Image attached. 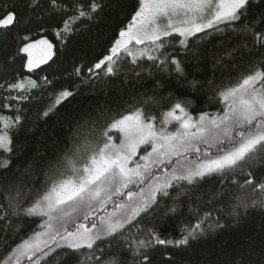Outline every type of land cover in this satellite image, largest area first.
Wrapping results in <instances>:
<instances>
[{"label":"trees","instance_id":"1","mask_svg":"<svg viewBox=\"0 0 264 264\" xmlns=\"http://www.w3.org/2000/svg\"><path fill=\"white\" fill-rule=\"evenodd\" d=\"M13 2L14 0H0V8ZM89 2L90 0H80L85 8ZM15 3L18 5V21L8 32L0 33V115L13 118L19 116L21 119L19 125L10 132L14 148L12 156L7 157L0 151V157L11 158L12 168L36 154L41 159L35 163L33 173L25 178L28 187L33 188L32 196L21 199L18 208L9 209L4 196L0 195V204H5L0 217L6 215L5 219H0V262L3 264H11L6 258L23 240L31 237L34 232L45 231L40 225L47 217L29 216L24 212V209L31 206L35 190L43 191L45 188V162L62 163L65 155H71L77 145L85 142L100 144V133L111 119L114 116L118 118L131 108L143 107L146 113L157 116L159 121L161 114L181 99L190 102L187 110L193 117L202 112L222 115L225 105L218 97V90L234 86L243 75L253 71L254 66L264 68L260 64L264 48L257 51L252 47L250 35L233 31L242 29L252 19L248 17L231 24L223 32L207 30V34H197L192 43L199 48L201 59L199 63L189 62L186 79L177 77L175 73L170 75L161 71L147 56L138 58L133 64L132 58L122 52L119 56L120 70L115 76L105 77L103 70H98L100 79L94 78L84 84L74 69L83 66L86 72L87 67L109 53L108 50L118 39L120 30L130 23L138 9L139 0H97L101 7L91 19L81 18L72 32L62 33L59 37L56 32L62 29L63 20L73 14L71 11H54L49 0H39L38 6L32 9L19 6L24 4V0H15ZM25 36L29 37L28 41L23 40ZM41 38L53 45L52 58L37 68L29 69L27 55L19 52V48L26 42ZM179 39L178 34H173L168 38L170 46L163 51L174 54L177 59L189 60L178 43ZM246 42L247 47H244ZM145 47L150 45L146 43L129 48L135 51ZM232 49H236L233 55L226 56V52ZM81 75L87 78L85 73ZM45 78L50 83H45ZM193 79L200 82L196 88L188 83ZM29 80L35 81L37 86L32 87ZM18 82H23L25 87H10ZM64 89L76 94L62 102L49 116H43L52 96ZM177 126L173 122L168 125V129L175 131ZM109 135L112 136L113 143L120 144L123 135L121 132L112 130ZM21 150L23 154L19 155ZM150 150V146H141L133 159L138 161L145 151ZM214 151V148L210 149V152ZM199 156L200 153H189L187 159L196 161ZM176 159L173 157V162ZM262 160L264 157L258 154L242 166V171L238 169L235 173L224 176L213 174L194 184L181 182L169 189L170 195L161 199L154 211L137 217V223L126 228L121 235L97 241L92 249L87 246L80 249L69 248L60 236H56L55 241L50 239L54 235L50 233L41 238L47 242V247L42 243L41 248L43 251H48L49 248L54 251L39 264H100L99 261H89L87 258L100 256L99 249H104V259L118 252L124 254L133 238L147 237L149 228L155 227L162 237L177 240L197 224H200V228L196 229L198 239L190 240L189 245L179 249L167 247V252L174 256L173 264H237L240 257H244L245 264H264V209L233 208L237 203L235 197L245 198L252 192L251 187L240 188L249 178V172L257 183L264 180ZM171 167L167 163L161 165L155 170V174L162 176ZM11 171L12 169L0 172V183ZM180 192L185 195L176 202L174 198ZM221 193L222 195H218ZM174 203L178 204V211L170 214L168 209ZM107 207L109 211L112 210L111 204ZM208 212L212 214L210 217L205 216ZM100 214H103L102 211L97 213ZM81 222L88 223L83 220L82 214L75 220V223ZM53 223L57 229L60 228L55 221ZM217 223L221 226L217 227ZM68 228L74 230V224L70 223ZM121 236L128 239L123 240ZM57 244L60 246L57 247ZM165 251L164 246L150 249L152 264H169L164 258ZM125 258L130 264L131 251H127ZM21 264H28V261L22 260Z\"/></svg>","mask_w":264,"mask_h":264},{"label":"snow or ice","instance_id":"2","mask_svg":"<svg viewBox=\"0 0 264 264\" xmlns=\"http://www.w3.org/2000/svg\"><path fill=\"white\" fill-rule=\"evenodd\" d=\"M38 4L39 0H24V4L19 6L32 9ZM49 5L54 11L73 13L63 20L62 29L56 32L58 37L62 33L72 32L81 18L91 19L101 7L97 0H90L87 8L80 0H71L70 3L68 0H49ZM17 7L14 0L11 5L5 4L0 8V33L8 32L17 23ZM248 17L252 19L242 29L233 31L250 35L252 47L258 51L264 48V0H139L138 9L126 28L120 30L119 38L108 50L109 54L87 67L86 72L83 66L74 71L84 84L94 78L99 80L98 70H103L105 77L115 76L120 70L119 56L123 52L132 58L133 64L138 58L147 56L161 71L186 79L189 62L199 63L201 59L199 48L192 43L197 34H207V30L223 32L231 24ZM173 34L180 37L178 43L189 60L177 59L174 54L163 51L170 46L168 38ZM23 40L28 41L29 37L25 36ZM133 42L136 45L147 43L150 47L133 51L129 48ZM244 47H247V42ZM52 48L47 39L41 38L24 43L19 52L27 54V67L34 69L52 58ZM235 51L232 49L225 55L231 57ZM260 64L264 65V55ZM82 73L86 74V79ZM28 83L32 87L37 86L35 81L29 80ZM45 83H50L47 78ZM188 83L193 88L200 85L195 79ZM10 87L23 89L25 84L18 82ZM75 94L68 89L55 93L42 115L49 116ZM218 97L225 105L222 115L202 112L193 117L187 110L190 102L181 99L163 112L159 121L157 116L146 113L143 107L131 108L118 118L114 116L111 119L100 133V144L85 142L77 145L71 155H65L62 163L45 162V188L43 191L36 189L31 206L24 209L29 216L47 217L40 225L45 231L34 232L17 245L6 259L11 264H21L25 259L28 264H39L54 251L51 248L43 251L41 248L42 243L47 247V242L41 238L50 233H54L50 239L55 241L56 236H60L69 248L87 246L92 249L97 241L121 235L126 228L137 223V217L154 211L160 200L170 195L169 189L181 182L194 184L213 174L224 176L238 169L242 171V166L258 154L264 157V68L254 66V70L243 75L234 86L218 90ZM20 119L19 116L0 115V151L7 157H11L14 151L10 132L19 125ZM173 122L178 126L175 131H169L168 125ZM112 130L123 134L119 145L112 142L109 135ZM141 146H150L151 150L145 151L138 161L134 160ZM213 148L215 151L210 152ZM189 153H200V156L196 161H189ZM22 154L21 150L19 155ZM173 157L177 158L174 162ZM38 159L41 157L36 154L12 168L11 158L0 157V172L12 169L0 183V195L4 196L7 208L16 209L21 199L33 195V188L28 187L25 178L33 173ZM166 163L172 165L170 171L157 176L155 170ZM130 164L133 166L130 167ZM248 177L240 188L251 187L252 192L245 198L235 197L237 203L233 208L264 209V180L257 183L251 172ZM184 195L183 192L177 193L174 200L178 202ZM109 204L112 205L111 211L107 207ZM4 208L5 204H0V211ZM101 211L103 214L97 215ZM177 211L178 204L175 203L168 209L170 214ZM81 214L87 224L75 223ZM211 215V212L205 213L206 217ZM5 218L6 215L0 217ZM54 221L59 224V229L54 226ZM70 223L74 224V230H69ZM220 226L217 223V227ZM199 228L200 224L195 225L177 240L162 237L155 227L149 228L147 237L133 238L124 254L118 252L104 259V249H99L100 256L93 255L87 259L99 261L100 264H129L125 254L131 251L130 264H152L149 250L164 246V258L173 264L174 256L167 252V247L179 249L189 245L190 240L198 239L196 229ZM121 238L128 239L124 236ZM37 253L40 255L37 256ZM237 264H245L244 257H240Z\"/></svg>","mask_w":264,"mask_h":264},{"label":"rangeland","instance_id":"3","mask_svg":"<svg viewBox=\"0 0 264 264\" xmlns=\"http://www.w3.org/2000/svg\"><path fill=\"white\" fill-rule=\"evenodd\" d=\"M128 24H129V23H128ZM125 28H126V27H125ZM118 38H119V37H118ZM131 46L134 47V46H138V45H136L135 42H133L132 44L129 45V47H131ZM51 52H52V50H51ZM25 54H26V53H25ZM108 54H109V53H108ZM26 55H27V54H26ZM27 58H28V56H27ZM20 89H21V88H20Z\"/></svg>","mask_w":264,"mask_h":264}]
</instances>
